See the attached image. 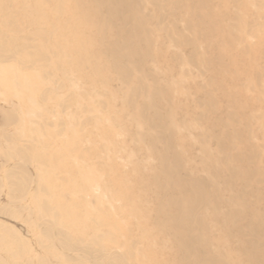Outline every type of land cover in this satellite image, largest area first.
Returning <instances> with one entry per match:
<instances>
[{"label": "bare ground", "instance_id": "6f19581e", "mask_svg": "<svg viewBox=\"0 0 264 264\" xmlns=\"http://www.w3.org/2000/svg\"><path fill=\"white\" fill-rule=\"evenodd\" d=\"M8 1H0V11L9 7ZM228 3L241 8L247 4L245 0H203L197 10L194 4H185L183 0H36L22 23L9 22V13L0 19V72L12 63L26 61V67L33 68L57 61L60 75L45 77L55 87L40 93L45 111L54 116L52 107H59L64 114L70 103L87 105L71 116L68 125L59 117L57 121H45L44 125L45 129H52V134L49 133L52 136L42 151L43 162L52 160L58 165L56 171L68 172L67 182L80 179L86 182L83 194L70 195L73 204L65 210L89 219L91 226L80 239H73L69 235L71 230L58 227L57 242L61 248L82 253V256L65 255L71 264H82V258L86 257L93 258L94 264H264V187L253 186L264 181V125H257L252 113L245 117L246 132L237 131L230 137L225 132L231 120L237 121L231 112L227 113L228 121L222 118L211 121L216 132L199 126L198 134L197 128L186 119L190 111L204 125L208 112L221 113L229 107L223 108L208 87L198 83L204 76L205 62L233 65L237 62L236 55L252 61L255 56L253 40L256 30L264 29V13L246 12V18L251 20L239 25L241 16L230 14ZM217 9L222 11L216 12ZM21 24L37 28L35 34L49 54L36 56V47L30 44L9 49L8 27L13 25L14 32H20ZM192 35L203 38L204 51ZM223 46L225 52L212 53L215 49L223 50ZM181 50L189 53L183 56ZM167 63L172 67L161 72L160 68ZM149 64L153 68H148ZM187 65L195 66V75L192 70H183ZM8 74H0V85L12 83L18 89V82L8 80ZM215 74L222 80L228 79L234 89L240 86L239 98L262 90L261 74L254 84L241 82L238 75L227 77L219 70ZM74 76L83 85L77 87ZM176 78L183 85L188 83L189 90L181 83L176 84ZM146 80H151L152 89ZM117 81L120 85H116ZM44 83L38 80L39 89ZM104 86L111 87L113 97L127 91L121 97L123 110L108 102L88 103L91 91ZM66 91L67 100L60 99L58 93ZM221 93L226 100L236 103L234 91ZM246 108L264 112L261 104L252 103ZM107 109L117 116L123 111L124 119H112L117 129L106 126ZM139 118L145 119V123ZM76 127L81 135L89 137L88 147L75 139ZM128 127L133 130L128 131ZM125 139L134 142L130 152L124 148ZM259 140L262 142L257 143ZM195 141L200 152L191 144ZM180 151L187 152L189 158L184 159ZM156 152H160L159 159L152 163L149 156ZM19 154L28 157L25 152ZM198 161L203 167L212 168L209 178L203 179L194 172L193 163ZM80 162L91 168L84 170ZM126 162L132 172L139 173L132 191L115 183L129 175ZM235 164L255 166L238 169ZM188 166L193 167L192 173L186 170ZM14 174L10 175L13 179ZM238 181L244 184L238 186ZM149 182L156 189L148 187ZM42 190L47 192V186L43 185ZM101 190L104 198L96 195ZM121 201H128V207H122ZM40 205L46 214L55 215L50 201L44 199ZM55 216L59 217V212ZM46 232L51 233L52 229L49 227ZM16 239L19 244L24 243L19 237ZM96 245L103 248L97 249Z\"/></svg>", "mask_w": 264, "mask_h": 264}, {"label": "rangeland", "instance_id": "374dc122", "mask_svg": "<svg viewBox=\"0 0 264 264\" xmlns=\"http://www.w3.org/2000/svg\"><path fill=\"white\" fill-rule=\"evenodd\" d=\"M202 1L203 0H183L185 4L187 3L194 4V8H197V10L200 9L199 6H201ZM8 2L9 3L11 2L9 7L7 9H4L3 11H0V19H3V16L9 13L8 14L9 22L14 23V21H16V23L17 22L22 23L24 19H26V16H28V13L31 12L30 9H32L35 6L36 0H9ZM245 2H247V4L243 8H241L240 6L232 5L231 3L226 4L230 14L233 13L240 14L241 21H239L238 24L240 23L242 25L251 20L246 18V14H245L246 12L252 11V12L264 13V0H245ZM27 7L29 11L27 10ZM223 10H225V8ZM217 11L221 12L222 9L219 10L217 9L216 12ZM247 14L248 17H251L250 13ZM191 17L194 18L193 15H191ZM263 23H264V19H263ZM25 26L21 24V28H23V31L20 32L19 31L14 32V29L12 28L14 27L13 25H10V27H8L9 49L12 48L14 45L21 47L22 45L30 44L36 47L34 52L36 56L42 54H49L48 49L41 46V40H39L37 35L35 34L37 28L28 27L27 25ZM202 26L203 29L207 28L204 27V25ZM33 29L35 30L33 31ZM199 31L201 32L200 28ZM256 31H257L256 38L253 40L254 41L253 45L255 48L254 52L252 53V55H255L252 57L253 61L249 59L246 60V58L239 57L238 55H236L235 58L237 59V62L233 65H227L225 63L218 64L215 62H211V63L205 62L204 64L205 68H203L202 71V73H204V76L203 78L197 80L198 83H202L204 84V86L208 87V91L213 96H215V98L217 99L219 104L223 106V108L224 106L225 108L228 106L229 107L225 109V111L227 112L225 111L221 113L208 112L206 114V117L204 118V120H206L207 123H204V125H203V120L202 119L200 120L197 114H193L192 112L189 111L188 114H186L187 122L191 123L190 125H194V127L197 128V131L198 128L200 129L199 126H201V128L203 126L207 127L208 131L210 130L214 131L213 126L211 125V121H213L216 118L217 119L222 118L223 120L228 121L229 120V119L227 120L228 112L235 114L237 119L236 122L235 121L233 122V120H231L232 121L230 122L231 125L229 126V128H227L226 130L227 132H225L226 134L230 135V137L235 135L237 131H241L243 133L246 132L247 125L246 123H244L245 117L252 113L256 117L255 123L257 125H262V124L264 125V112H260V111L253 112L251 110H247L246 108V105L250 106L252 103L264 105V82L260 83V85H262V90L260 91L259 94L252 93L253 95L247 94V96H242L241 98H239L237 96H239L241 87L236 85L234 89V87H232V85L229 84L228 79H225L227 80L225 82V80H222L221 78H217L215 74V71L219 70L220 72L222 71L224 75H226L227 77H232V76L237 77L238 75V78L240 79L241 82H248V84L256 83L257 82L256 76L259 74H261L264 78V29L260 28L257 29ZM192 38L198 43V47H201V51H204L205 41H203V38L201 37V39H199L196 37V35H192ZM26 39H30V42L26 41ZM0 49H1V45H0ZM138 49L139 51H141V49L143 48L140 46L138 47ZM225 50L226 48L223 46V50L215 49L212 50V53L214 52L215 54H218L220 52L222 53L223 51L225 52ZM172 51L178 52L179 50L173 49ZM181 51L180 53L183 54V56L189 53V50H181ZM25 56H27V54H25ZM25 62L23 64L21 63L9 64L8 66L9 68L6 67L4 68V71L0 72V74L3 75H7V73H9L8 80L10 81L16 80V82H18L19 84L18 89L12 83L9 84L3 83L2 85H0V264H43L44 262L47 264H71L70 262L67 261L65 255L82 256V253L79 254L72 253L61 248V246L57 242L59 241L57 236L58 227H60L63 230L68 229L67 232H70L71 230V234L69 235H73L72 236L73 239H80L83 237L82 233L86 231L88 227L91 226L90 221H87L89 219H85V218L83 219L81 218V215L74 216L68 214V212L65 210V208L72 207L73 204L72 196H74V194L77 193L83 194V188L86 182L84 181L85 179L76 180V182H72V181L67 182L69 177L68 172H66L65 170L61 172L56 171L55 169L57 168L58 165L57 163H54L52 160H49L46 163L43 162L42 151L45 148V143L47 144L49 142L50 136H52L51 135L52 129L50 130L45 129L44 125H45V121H57L58 117L62 118L63 121L66 122L68 125L69 120L72 118L71 116H74L76 113H79L78 110L81 106H84V104L85 106L87 105L86 102L82 103L83 105L70 103V107L66 110L64 114L60 112L61 110L59 107L53 108L51 106L52 109L55 110L54 116L46 112L43 107L44 105H42L43 103L40 99V93H43L42 91H44L46 88H52V87L54 88L55 86L52 80H48L45 77L48 75L52 77L56 75L57 76L60 75L59 68L61 67L60 65H58L59 63H57V61L56 63L55 61H53L48 64H39V65H34L33 68H27L26 67L27 64H25ZM147 67L153 68L152 64L147 65ZM170 67H172V65L167 63V65H164L163 68L160 67L159 68L161 72H165ZM183 70L184 71L192 70L191 73H193L194 75L196 74L197 71L194 65H187L183 67ZM87 73L91 74V71L87 70ZM77 77L78 76L73 77L75 78L74 82L77 87L78 86L80 87L81 85H83V81H81L80 79L78 80ZM38 80H44L45 82L43 86H40V89L37 86ZM212 81H214L212 84L213 87L212 85H210L211 84L210 82ZM146 82L148 88L152 89L151 80H146ZM175 82L176 84L179 83L180 85L181 79L178 80V78H176ZM214 83H216V86L218 87H216ZM116 85H120V82L117 81ZM181 85H183V82L181 83ZM257 86L259 85L257 84ZM183 87H185L187 91L189 90L188 83H184ZM110 88L111 87L104 86V88L98 87V89L92 90L90 95V102L88 103L93 104V102L96 101H102L105 103L108 102L111 103V105L116 107L117 109L120 108L123 110L121 99L126 96L127 91L122 90L121 93H119L118 97H113L112 96L113 90ZM224 90L234 91L235 96L233 97V99L236 101V103L234 102L235 104L234 103L233 104L234 105L237 104V107L236 106L233 107L234 105L231 103V101L229 99L227 100L225 99V97L221 93ZM35 92H39V93H35ZM58 95L59 98L62 100L65 99L67 100L68 98L67 91L58 93ZM176 97L179 98L178 96ZM32 99L34 100L33 102ZM138 101L139 104H141L142 101L141 100ZM36 102L39 104H36ZM159 104H161V102ZM164 108H165V104L163 103L162 104L163 111H165ZM106 112H107L106 114L107 116L105 115L106 122L108 120L106 126L108 125L109 126L108 128L111 129L114 128L117 129L116 127H113L112 119L114 117H120V118L122 117V119H124V115H122L123 111L118 116L113 111H110L108 109ZM139 120L145 123V119L139 118ZM209 122L210 124H208ZM129 129L131 131L133 130V128L131 127H128V131ZM73 130L78 131L77 127ZM144 130L147 131V128L144 127ZM220 130H221L220 133H224V129H220ZM199 132L200 131H198V134ZM88 138L89 137L87 135H81L78 131V134L75 139L79 141L81 146L88 147L90 145L89 143L90 141H87ZM103 142L109 143L108 144L109 148H111L110 142H108V140H105ZM258 142L260 143L262 141L259 140L257 141V143ZM125 143L126 144L124 145V148L130 152L132 150L134 142L128 139L125 141ZM197 143L198 142L195 141L194 143L191 144H194L195 148H197L196 151L200 152L199 144ZM243 145L244 142L243 144L242 143L240 144L241 147L240 149H243ZM29 146H31L32 148ZM28 147L30 149H28ZM31 149L32 150L34 149V151H32ZM21 151L25 152L30 160L28 159L27 156L26 157L21 156L19 154ZM180 152L182 153L184 159L187 160L189 158L187 152H183V151ZM159 153L160 152L152 153L149 156V160L152 163H156L159 159ZM92 156L96 157L97 155L93 154ZM77 159H80V157H78ZM72 160L74 161V158ZM125 165L129 173V175L126 176L129 178L124 176L123 178H119V180H116L115 183H118L119 185L122 184L124 187L128 188L129 191H132L131 189L135 187L136 185L135 179L138 178L139 173L132 172L131 170L132 168L130 167V165H127V162ZM247 165L239 164V166L241 167L246 166L252 168L255 166V165H249V166ZM81 166L84 170L86 169L88 170V168L89 169L91 168V167L85 168L82 164ZM235 166L238 169L240 168L237 164H235ZM193 167H195L194 172L197 174V176L202 177L203 179L209 178V176L212 175L211 174V172L213 171L212 168L209 170L207 167H203L199 161L193 163ZM193 167L188 166L186 170L189 173H192ZM13 172L15 173L14 179L13 177L10 176L11 173ZM51 178L55 181H53ZM51 181L53 182V184H51ZM261 182L262 183L259 185L257 183H254L253 186L255 185L258 188L263 189L264 181L262 180ZM242 183L243 182L238 181L236 182V185L239 186ZM118 184L115 186H118ZM43 185L47 186V190H48V191L46 190L47 192H44L42 190ZM148 187H150L152 190L156 189V185L152 182L148 183ZM175 191H177V189ZM222 191H230V190L222 189ZM231 191H235V190H231ZM97 193L100 197L103 198L105 197L103 194L104 192L102 190L97 191L96 195ZM50 194H56V195L52 197L49 196ZM44 199L51 202V209L54 210L55 215H58L59 212L60 215L59 217H56L55 215L52 214H50L49 216L48 214H46L44 210H42L43 208L40 204L42 203V201H44ZM105 200L107 199L105 198ZM119 203L120 205H122V207L123 205H125V207H128L129 205L128 201H124V202L121 201ZM49 218L50 221L48 220ZM208 222L209 223L212 222V219L210 217L208 219ZM49 227L52 229L51 233L46 232V230ZM63 227L66 228L64 229ZM73 229L75 230L73 231ZM16 237H19V239H21L24 243L19 244L17 242ZM94 247H96L97 249L103 248L102 245L99 246L96 245ZM122 250L124 249H119L118 251L122 252ZM81 261L82 264H94L93 258L86 257V258H82ZM72 264H78V262Z\"/></svg>", "mask_w": 264, "mask_h": 264}]
</instances>
